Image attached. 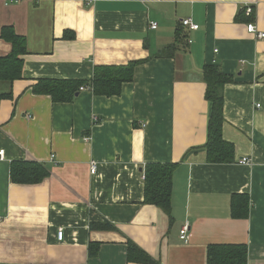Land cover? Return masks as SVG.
Wrapping results in <instances>:
<instances>
[{
	"label": "crops",
	"instance_id": "obj_1",
	"mask_svg": "<svg viewBox=\"0 0 264 264\" xmlns=\"http://www.w3.org/2000/svg\"><path fill=\"white\" fill-rule=\"evenodd\" d=\"M185 19L198 29L182 28ZM247 24L264 33V0H0V35L11 28L24 42L22 78L0 81V94L12 95L0 101V264H135L127 239L156 264H207L213 244H243L247 264H264V38ZM176 34L174 55L157 57ZM10 51L0 38V57ZM137 61L117 96L78 89L56 104L32 91L38 80L87 83L95 67ZM204 66L232 77L222 90L228 164L207 163L200 149ZM12 162L39 163L49 175L12 184ZM153 163L177 164L172 224L142 204L143 169ZM235 194L249 198L247 219L231 218ZM91 243L99 244L93 258Z\"/></svg>",
	"mask_w": 264,
	"mask_h": 264
},
{
	"label": "trees",
	"instance_id": "obj_2",
	"mask_svg": "<svg viewBox=\"0 0 264 264\" xmlns=\"http://www.w3.org/2000/svg\"><path fill=\"white\" fill-rule=\"evenodd\" d=\"M248 20H251L249 18ZM249 22V21H248ZM64 33L63 39L70 38ZM0 38L11 45L10 53L0 57V81L13 83L22 78L24 54L23 39L11 28H4ZM182 38L178 34L174 43L159 52L156 56L170 58L174 55L176 45H181ZM143 61L130 62L121 67H95L93 76L87 83L64 80H38L32 91L35 95H45L56 104L69 103L79 87L87 84L92 88L95 96L112 97L120 94L121 86L133 80L134 68ZM201 80L205 85L204 99L209 105V114L206 126V141L200 149L206 152V161L209 164H228L233 162L234 147L222 138L223 94L226 84L232 83V77L225 75L214 66H204ZM11 93L0 94L2 99H11ZM177 164H147L143 169L144 191L143 205H152L159 208L169 219L171 217L172 177ZM49 175V171L35 162H12L9 166V179L12 184L35 185L41 183ZM249 198L247 195L235 194L230 198V215L232 219H247ZM92 229H114L107 224L91 225ZM99 244H89L88 256L93 258L98 253ZM126 261L135 264H156L147 253L130 240H126ZM207 264H247V247L243 244H213L207 247Z\"/></svg>",
	"mask_w": 264,
	"mask_h": 264
},
{
	"label": "built area",
	"instance_id": "obj_3",
	"mask_svg": "<svg viewBox=\"0 0 264 264\" xmlns=\"http://www.w3.org/2000/svg\"><path fill=\"white\" fill-rule=\"evenodd\" d=\"M246 13L249 14L250 13V10L247 9L246 10ZM179 25L184 28V29H187L189 31H196L198 29V26L195 25L194 23H192L190 21V19H185V20H182L180 21ZM156 23H151L150 24V28L151 29H155L156 28ZM246 32L247 34L249 35H252L254 36L255 38L257 39H263L264 38V33L262 32H259L256 27L253 25V24H247L246 27ZM92 88L89 87V86H81L79 87V91H91ZM3 159V151H0V160ZM250 163L249 159L243 157L239 160V164L240 165H248ZM96 171V162L94 161H91L90 163V173L91 174H94ZM186 232H187V226H183L179 232V239L183 242V243H186L187 240H186ZM56 238L58 241H61L62 238H63V231L62 229H59L56 233Z\"/></svg>",
	"mask_w": 264,
	"mask_h": 264
},
{
	"label": "water",
	"instance_id": "obj_4",
	"mask_svg": "<svg viewBox=\"0 0 264 264\" xmlns=\"http://www.w3.org/2000/svg\"><path fill=\"white\" fill-rule=\"evenodd\" d=\"M77 95V94H76Z\"/></svg>",
	"mask_w": 264,
	"mask_h": 264
}]
</instances>
